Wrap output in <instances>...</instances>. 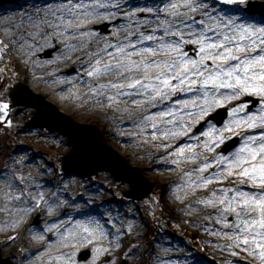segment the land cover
Masks as SVG:
<instances>
[{
	"label": "bare ground",
	"instance_id": "bare-ground-1",
	"mask_svg": "<svg viewBox=\"0 0 264 264\" xmlns=\"http://www.w3.org/2000/svg\"><path fill=\"white\" fill-rule=\"evenodd\" d=\"M16 1L0 0V21L11 24V29H0V62L10 56L13 50H17L18 46H13L14 41L9 39L19 37L18 33L24 31L18 18L25 19L26 24L32 22L35 25L33 27L39 32L30 34L26 31L24 33L29 35L27 38L29 40L23 42L28 46L22 47L29 51L26 55H20L24 59H21V65L17 64L18 70L15 74V76L23 77L31 90L41 93L61 111L70 113L81 121L92 117L101 119L107 128L108 135L113 134L112 140L126 138L132 144H139V148L127 144L122 149H128L125 150L126 154L141 162L146 160L147 167L153 165L152 160H155L153 161L155 164H172L173 157H176V147L184 143H193L189 134L165 138L157 133L156 137L149 134L143 135L139 140L136 138L142 130L150 133L155 131L149 126L141 125L138 121L149 111L160 108L161 104L145 107L122 102L123 106L115 111L98 108V106L102 107L98 100L108 96L114 90L102 91L98 96L90 91L92 85L88 83V80L93 79L103 83L111 79L115 82L118 77L115 76V73L102 74L95 78L86 77V73L91 70L87 62L90 59L94 60L99 55L102 56L103 53L99 51L101 48L98 47H104L94 39L95 34L88 31V28L101 23V21L110 22L120 7L126 3L125 1L100 0L97 6L93 0H83L86 7L77 9L78 20L67 11L65 12V20L73 21L71 28L58 17L57 24H54L57 27H53L51 33L39 37L36 36L44 32L45 27L43 26L47 25L52 18L50 16L48 20L47 14L49 15L51 10L58 8L61 4L67 5V1ZM79 3L80 0H73L72 6L75 7ZM93 9H95V13H93ZM62 10L64 9H59L57 12L61 14ZM85 11L89 12L87 17L82 14ZM236 16L240 18L239 22L253 23L257 20L255 16L250 18ZM169 18L170 22L171 17ZM77 29L88 34L83 36L75 34ZM91 43L94 44L91 45ZM65 45H71V47H65ZM49 47L57 48L50 60L40 61L35 58L40 50ZM158 55L163 56V53H158ZM109 59L110 57L106 56L100 58L101 63ZM9 61L12 62L13 58H10ZM68 67H74L76 73L71 76L63 74L62 72ZM80 77H86L83 83H81ZM179 94L182 99L192 95L191 93ZM119 98L129 99L127 96ZM88 103L95 104L89 107ZM143 104L147 105L148 102L143 101ZM141 108L144 109L141 111ZM148 123L150 124L151 121ZM125 124L130 125V128L123 134L118 126ZM134 130L136 131L134 132ZM248 131L254 133L256 130ZM204 138L206 139L205 136ZM49 143L55 144L59 148L60 140ZM164 144H170L171 147L165 148L162 146ZM201 146H198V150L203 149ZM143 153L147 156L145 157ZM203 155L211 157L213 153L204 150ZM7 161L4 171L0 172V253L3 257L10 259L13 264H67L68 260L76 262V255L83 249H88L91 252L90 259L84 264H114L116 260L126 258H129L130 263L134 264L140 260L142 255L147 256V264H162L159 262L162 255L156 247L154 245L147 246L141 238H137L142 232V224L137 219L134 209L123 212L120 205H113L104 200V196H99L97 186L84 180H77L71 184V189L78 195H73L67 183L62 179L43 182V175L37 173L42 167L37 164L33 171L31 163L34 162V159L30 156L9 155ZM183 162H180L179 165H183ZM182 167L184 170H188L191 166L183 165ZM21 176L23 179H20ZM236 179V177H229L228 180L221 183L228 186ZM187 180V176L181 180L177 177L163 180L162 193L155 198L161 209V214L168 220L177 223L179 227H190L196 235L212 240L218 246L216 248L218 252H221V248L230 250L224 246L231 243L230 239L223 235H213L217 230H226L217 222L215 216L212 219L207 218L209 214L215 212V209L210 205L197 204L192 197L185 196L188 187L184 185ZM244 185H239V187L243 188ZM183 196L185 197L182 198ZM35 215L40 217V224L36 227H27L29 220ZM93 217L105 230L103 234L100 231L95 232L94 238L92 234L82 233L77 224L78 221L88 224L89 219ZM231 217L234 220V216ZM88 226L94 227L92 224H88ZM206 228L207 230H205ZM58 230L59 235H57ZM70 231L75 235L69 236ZM117 233L119 234L117 235ZM84 236H88V242H81ZM233 251L240 253L237 256L239 259L233 260H241L250 264H264L258 256L244 252L242 247L234 248ZM73 252L75 255H72ZM61 256L64 258L56 259ZM107 257H110L111 260L104 263V259ZM76 264L79 263L76 262Z\"/></svg>",
	"mask_w": 264,
	"mask_h": 264
},
{
	"label": "snow or ice",
	"instance_id": "snow-or-ice-1",
	"mask_svg": "<svg viewBox=\"0 0 264 264\" xmlns=\"http://www.w3.org/2000/svg\"><path fill=\"white\" fill-rule=\"evenodd\" d=\"M72 3L73 0H67V5H59L58 10L65 9L78 20L77 9L86 5L83 0L75 7ZM93 3L98 6L100 0H93ZM224 3L244 5L248 0H224ZM218 4L219 0L215 5L207 0H170L164 11L170 14L171 21L166 18L155 25V28L163 27V35L157 38L142 31L137 41L156 40L154 47L136 49L141 54L136 61L127 53L131 44H117L114 51L120 58H111L104 63L98 56L90 59L87 63L91 70L86 77L115 73L118 77L115 82L88 80L92 85L90 91L98 96L102 91L114 90L106 97L110 104L121 96H127L133 105L145 107L169 101L171 106L142 117L144 121H151L148 126L155 129L150 133L153 137L157 133L165 138L187 136L197 122L204 120L207 123V130L203 133L206 139L201 141L196 136L195 143L177 146V159L173 163L179 159L198 162L185 173L188 177L185 187L208 189L215 183L208 195L196 200L197 204L210 205L215 209L208 219L215 216L224 229H230L217 230L213 235L230 239L231 243L224 245L230 250L242 247L244 252L258 256L264 262V20L258 24L239 22L240 18L232 13L242 12L243 9H218ZM92 11L95 13V9ZM147 11L156 9L149 8ZM82 14L87 17L89 12ZM197 14L200 19L196 18ZM59 19L69 28L73 26V21L65 20L63 14ZM156 20L160 21V17L157 16ZM75 34L83 36L88 33L77 29ZM189 44L195 45L192 55L186 50ZM109 47L113 45L106 44L99 51L111 57L112 54L107 51ZM158 53H163V56ZM139 69L143 71H137ZM86 77H80L81 83ZM179 93L192 95L173 101L172 98ZM249 96L259 98L255 110L249 107L250 100L243 99ZM143 101L148 104L144 105ZM223 106H227L230 118L222 126H217L212 122L210 113ZM8 108L9 105L0 99V109L6 112ZM0 119H4V115L0 114ZM189 120L192 122L188 123ZM248 130L256 131L250 133ZM234 136L242 141L238 147L232 151H227V148L217 151L220 145H225ZM201 143L204 150L213 153L211 157L198 150ZM162 146L171 147L170 144ZM213 165L215 170L208 171ZM229 177L237 179L228 186L223 185L221 182ZM242 184H251L256 190L246 191L239 187ZM230 215L234 216V220L228 219ZM77 224L82 233L92 234L93 238L95 232L103 234L105 231L94 217L88 221L94 227H89L84 221ZM68 235L75 233L70 231ZM81 242H88V236H84ZM233 255L239 256L240 253L233 251ZM67 264L76 262L68 260Z\"/></svg>",
	"mask_w": 264,
	"mask_h": 264
},
{
	"label": "rangeland",
	"instance_id": "rangeland-1",
	"mask_svg": "<svg viewBox=\"0 0 264 264\" xmlns=\"http://www.w3.org/2000/svg\"><path fill=\"white\" fill-rule=\"evenodd\" d=\"M122 1H125L126 3L120 7L118 12L115 13V16L111 18L110 22L101 21V23L90 26L88 28V31L91 30V33L95 34L94 39L100 42V44H102L103 46H105L106 44L113 45V47H109L107 49V51L112 54L111 57L103 53L102 56L99 55V58L106 56L110 57V59H119L120 57L114 51V47L117 44H122L125 46L131 44V47L127 48V53L131 56L132 60L138 61L141 54L136 52V49L154 47L153 45L157 43L156 40L147 39H144L140 43H137V41L140 39V33L143 31L145 34H154L157 38L163 35V27L161 26L159 28H155V25L157 23H162L166 18L170 20V14L164 11L165 6L170 2V0ZM249 1H258L261 4H264V0H248V2ZM207 2H210L213 5L216 4V0H207ZM155 4H157V6H154ZM149 8L156 9V11L149 12L147 11V9ZM218 9H243L242 12L234 11L232 14L241 15L242 17L246 16L248 18L255 16L257 17V20L253 23L257 24L264 20V16L260 15L255 8L250 7L248 3L244 5H230L224 3V0H219ZM57 11L58 8H55L51 10L49 15L47 14L48 20L50 16L52 18H50V22H48L47 25L43 26L45 27L44 32L38 34L36 37L51 33L53 27H57L54 26V24H57L58 17H60L62 14L65 15L66 10H62L61 14H59V12ZM53 13H55V15H53ZM157 16L160 17V21L156 20ZM196 18L200 19L198 14ZM18 21L22 24L21 28H23L24 31L18 33L19 37H13L9 39L14 41L13 46H18L17 50H13L10 56L4 58L0 62V99H3L7 104L11 103V101L8 99V94L14 84H16L17 82H22L25 85L27 84L26 86L28 87V83L23 79V77L15 76L16 71L18 70L17 64L21 65V61L24 59L20 55H26L29 51L28 49L22 47L28 46L23 42H28L29 40L27 39L29 35L24 33H26V31L30 34L39 32L38 29L33 27L35 25H33L32 22L26 24L24 22L25 19L20 17L18 18ZM10 25L11 24L8 22L0 21V29L2 30L6 28L11 29ZM46 26H48L49 28H47ZM104 26H106L105 30H103ZM153 28H155V31L153 30ZM172 38L173 37H168V39ZM92 44L94 43H91V45ZM98 48H102V46H99ZM194 48L195 45H186V50H189V55H192L191 50ZM56 50V47L44 48L43 50H40L38 54H36L35 58L40 61H48L52 58ZM144 55H146V57L148 56V54L146 53ZM10 58H13L12 62L9 61ZM137 71L142 72L143 69H139ZM62 73L67 76H71L76 73V69L74 67H68ZM31 91L34 94L41 96L43 100H45L51 107H53L63 115H66L71 120L84 125L88 124L96 126L101 134V138L104 144L109 146L119 157L125 160L127 164H129L131 167L136 168L141 176H143L148 182H151L155 188L147 199L140 202H134L131 200H127L122 196V194L130 188L129 185L126 183L115 182L112 175L109 173H95L93 174V176L88 178H85L84 176H66L60 170V159L63 155L69 153L71 149L68 146L67 137L59 133L50 134L46 130H41L29 126L28 120L33 115L34 110L26 107L15 108L9 112L8 110L5 112L3 109H0V114L4 115V119H0V172H3L5 167L7 166V158L9 155H26L34 159V162L31 163L32 168L34 169L33 171H35L37 164L42 167V169L37 173L43 175L42 181L45 183H47V181L62 179L67 183L73 195L78 194L73 189H71V184L78 179L84 180L89 184L97 186L99 189V196H104V200L111 202L113 205H120V207H122L123 209V212L128 209H134L137 219H139L140 223L142 224V232H140V236H137V238H141L144 241V244H146L147 246L154 245V247H156L157 251L162 255V258L159 261L162 264H229L230 261L234 262V264H250L241 260H233L236 258L239 259L236 255H233V250L221 248V252H218L216 249L218 248V246L215 245L212 240L196 235L190 227H179L177 223L168 220L163 214H161V209L158 203L155 201V198L162 193L163 180L168 179L169 177H177L179 180L183 179L186 176L185 173L188 170H184L182 166L185 165L193 167L196 166L198 162L179 159L177 163L155 164L153 162L155 160H152L151 163H153V165H151V167H147L146 160L141 162L139 159L126 154L125 150L128 149H122L123 146H127V144L131 145L132 147L139 148V144H132L130 143L129 139L126 138L117 139V141L112 140L113 134L108 135V132L106 131L107 128L103 125L101 119L92 117L90 119L81 121L72 114L61 111L56 105L48 101L46 97L41 93L33 90ZM106 97L107 96L98 100V102L102 104V107L98 106V108H106L115 111L118 108L122 107L123 103L130 104L129 99L125 100L124 98L114 99L110 104ZM178 99H182V96H180V94L172 98L173 101ZM243 99L251 101L249 107L253 110H255L256 106H258L259 99L256 97L249 96ZM232 103H235V101ZM94 104L95 103H88L87 105L91 107L94 106ZM165 106H171L169 101H164L161 104L160 108H156L149 112L154 113L163 110ZM143 109L144 108H141V111ZM219 110L226 111V118L221 124L222 126L228 120L229 112L227 106H223L221 108L213 110L210 113V118L213 119V117L218 113ZM7 114L8 118L5 119ZM146 114L141 116L140 120L138 121V123H141V125H144L145 127H147L149 125L148 122H150L142 120V117H144ZM7 121H11V123H8ZM191 122L192 121H190V123ZM207 127L208 125L204 120H201L194 124L192 132L188 133L192 138L191 142H196V136H198L200 140L203 141L205 139L203 133L207 130ZM118 128L122 131L123 134H125L126 130L130 128V125H120L118 126ZM135 131L136 130H134V132ZM149 134V131L142 130L139 132L136 138L139 140L143 137V135ZM58 139L60 140L59 148L55 144L49 143L50 141H55ZM234 142L235 145L230 151L234 150L240 144V139L235 136L232 137L229 141H226L225 145H220L217 148V151H222L223 148L232 145ZM201 144L199 146H201ZM200 151L203 152L204 149ZM143 154L145 155V157L147 156L145 153ZM176 159L177 157H173V161ZM180 162H183L184 164L179 165ZM213 170H215V165H213V167L208 171ZM11 177L12 180L15 181L14 177ZM215 186L216 185L214 183L212 185H209L208 189L187 188V195L185 196L192 197L196 202V200L202 195H208L209 190ZM243 188L247 191L256 190L251 184H245ZM185 196H183L182 198H184ZM108 198H111V200H108ZM228 219L233 220L231 216H228ZM39 224L40 217L38 215H35L31 217L27 227H36ZM223 231H230V229H226ZM158 252H156V254H158ZM0 257L1 259L7 261V263L13 264L10 259L3 257L1 253ZM90 257L91 252L88 249H83L78 252L75 260L79 264H84L90 259ZM146 259L147 256L142 255L140 257V260L134 264H147ZM110 260V257H107L104 259V263H108L110 262ZM123 262L132 264L130 263L129 258L116 260L114 264H123Z\"/></svg>",
	"mask_w": 264,
	"mask_h": 264
},
{
	"label": "water",
	"instance_id": "water-1",
	"mask_svg": "<svg viewBox=\"0 0 264 264\" xmlns=\"http://www.w3.org/2000/svg\"><path fill=\"white\" fill-rule=\"evenodd\" d=\"M23 95H26V89L19 85L15 93L11 96L14 103L11 107L21 104H29L38 108L37 113L31 120V123L36 126H46L50 131L60 130L67 132L63 127L58 126L49 114L39 105L32 104L26 99H23ZM71 135L72 142L75 143V151L65 158L63 161L64 170H74L77 172H84L87 175L93 173L95 170H110L114 174L119 175L117 158L105 147L102 146L99 136L92 131H87L81 134L79 139L76 135ZM119 179H128L125 177H119ZM135 185L137 180L135 177L130 179ZM129 194V193H128ZM128 196L134 198H140L135 196V190H133Z\"/></svg>",
	"mask_w": 264,
	"mask_h": 264
}]
</instances>
